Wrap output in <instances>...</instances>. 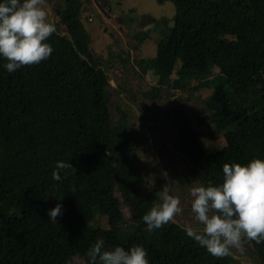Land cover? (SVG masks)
<instances>
[{
    "label": "trees",
    "instance_id": "obj_1",
    "mask_svg": "<svg viewBox=\"0 0 264 264\" xmlns=\"http://www.w3.org/2000/svg\"><path fill=\"white\" fill-rule=\"evenodd\" d=\"M62 1L46 60L7 72L0 59V264H88L86 251L98 237L106 249L142 245L150 264H235L230 255L208 253L176 222L147 229L141 217L158 196L139 195L145 187L136 152L140 133L119 106L112 122L110 80L79 20L81 2ZM156 2L172 3L174 16L149 18L153 27L135 35L142 44L162 26L155 57L135 60L134 67L156 79L147 98L162 89L212 91L205 114L174 107L171 124L175 151L191 175L220 183L225 162L264 158V0ZM193 120L212 124L224 146L203 150ZM57 160L75 168L62 170L59 181L52 177ZM56 197L63 215L52 222L47 210ZM249 244L264 264V241Z\"/></svg>",
    "mask_w": 264,
    "mask_h": 264
},
{
    "label": "rangeland",
    "instance_id": "obj_2",
    "mask_svg": "<svg viewBox=\"0 0 264 264\" xmlns=\"http://www.w3.org/2000/svg\"><path fill=\"white\" fill-rule=\"evenodd\" d=\"M81 13L79 20L90 37V49L93 55L103 61V68L110 80L109 108L112 122L118 119L119 106L129 117L130 124L140 133L137 155L140 160V173L145 187L139 195L155 192L165 183L170 184V191L180 198L181 211L176 214V223L183 225L192 223L190 197L188 189L195 183L189 172L188 161L175 151L176 131L171 124V110L183 107L188 115L205 114L203 102L212 91L201 89L197 92L166 91L162 89L156 99L147 98L151 88L156 85L155 77L148 73L141 74L134 61L151 59L156 55V43L161 37L159 29L152 31L148 38L138 44L135 35L151 29L153 25L146 23L149 18L172 19L175 9L172 3L158 4L156 0H79ZM49 17L56 25L59 22L62 0H44ZM58 11V13H57ZM172 23H169L171 26ZM63 30V26L58 27ZM128 59L124 64L121 59ZM179 65H177L178 68ZM213 75L217 73L213 68ZM196 82L192 81L191 85ZM192 126L200 132L199 142L203 150L213 153L224 146L222 135L214 132L210 123L199 126L192 121ZM161 171H167L168 178L162 179ZM158 196V195H157ZM125 220L129 218L124 211ZM106 226L105 219H97ZM243 243L247 244V238ZM251 246L247 244L240 249L233 248L235 264H259L251 255ZM76 264H83L79 259Z\"/></svg>",
    "mask_w": 264,
    "mask_h": 264
},
{
    "label": "clouds",
    "instance_id": "obj_3",
    "mask_svg": "<svg viewBox=\"0 0 264 264\" xmlns=\"http://www.w3.org/2000/svg\"><path fill=\"white\" fill-rule=\"evenodd\" d=\"M54 32L56 25L44 0H0V59L7 72L46 60L53 52L47 38ZM69 168L75 170L70 160H57L53 179L61 180V171ZM160 176L167 179V171H161ZM170 184L162 185L157 202L141 217L149 231L177 222L181 201L171 193ZM187 194L193 222L180 226L208 253L227 256L233 248H242L245 238L264 241V158L225 162L220 183H195ZM60 200L57 198V203L47 210L52 222L63 215ZM104 245L103 237H98L87 249L88 264H150L147 250L140 244L128 248L115 245L111 249Z\"/></svg>",
    "mask_w": 264,
    "mask_h": 264
},
{
    "label": "flooded vegetation",
    "instance_id": "obj_4",
    "mask_svg": "<svg viewBox=\"0 0 264 264\" xmlns=\"http://www.w3.org/2000/svg\"><path fill=\"white\" fill-rule=\"evenodd\" d=\"M175 146H176V145H175ZM188 173H190V172H188ZM190 175H191V173H190ZM191 176H192V179H193V180H195V181L197 180L193 175H191ZM247 244H249V239H247Z\"/></svg>",
    "mask_w": 264,
    "mask_h": 264
},
{
    "label": "water",
    "instance_id": "obj_5",
    "mask_svg": "<svg viewBox=\"0 0 264 264\" xmlns=\"http://www.w3.org/2000/svg\"><path fill=\"white\" fill-rule=\"evenodd\" d=\"M57 13H58V11H57Z\"/></svg>",
    "mask_w": 264,
    "mask_h": 264
}]
</instances>
